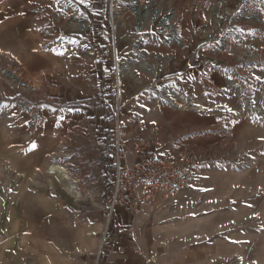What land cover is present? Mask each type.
<instances>
[{
	"label": "rangeland",
	"instance_id": "rangeland-1",
	"mask_svg": "<svg viewBox=\"0 0 264 264\" xmlns=\"http://www.w3.org/2000/svg\"><path fill=\"white\" fill-rule=\"evenodd\" d=\"M137 2L0 0V264H98L118 233L108 210L116 115L129 143L148 139L159 156L185 152L224 175L230 202L264 193L254 178L264 169V0ZM166 15L181 43L164 40ZM55 165L78 180V199ZM211 186L198 181L195 218L211 213L195 211L213 201ZM261 218L229 229L261 232L264 252Z\"/></svg>",
	"mask_w": 264,
	"mask_h": 264
},
{
	"label": "crops",
	"instance_id": "crops-1",
	"mask_svg": "<svg viewBox=\"0 0 264 264\" xmlns=\"http://www.w3.org/2000/svg\"><path fill=\"white\" fill-rule=\"evenodd\" d=\"M6 19L3 17L0 20L2 22ZM1 33L4 35L5 29ZM79 58L82 71L85 72V53ZM74 64L78 65L77 62ZM95 71L100 74V67L95 66ZM256 161L262 163L264 155H260ZM202 167V164L193 165L195 185L192 183L177 191L170 203L159 198L156 205L145 206L138 213L116 207L114 212L117 217L113 225L117 227L118 233L112 239L106 237L98 264H247L248 260L262 264L264 252L261 232L255 230L251 235L243 229V232L231 234L229 227H246L251 223L261 226L264 193H254L253 200L247 205L244 201L232 203L229 191H226L228 187L224 191L219 181L224 175H217L215 171L204 170ZM262 167L260 164L259 169L254 168V178L264 179ZM51 169L65 190L78 199V180H71L68 171L61 165L52 166ZM202 178L210 179L213 184L210 188L205 187L213 201H207V206L204 202L195 208V211H211L204 219H199L201 217L195 218L192 212V200L197 195V183ZM246 209L253 210L252 217L245 214L243 210ZM186 212L192 216H184ZM255 214L259 217L256 218ZM203 241L207 244L198 245Z\"/></svg>",
	"mask_w": 264,
	"mask_h": 264
},
{
	"label": "built area",
	"instance_id": "built-area-1",
	"mask_svg": "<svg viewBox=\"0 0 264 264\" xmlns=\"http://www.w3.org/2000/svg\"><path fill=\"white\" fill-rule=\"evenodd\" d=\"M112 124L109 214L116 207L138 213L145 206L156 205L159 198H172L194 181L193 161L187 153L159 156L148 139L129 143L118 115Z\"/></svg>",
	"mask_w": 264,
	"mask_h": 264
},
{
	"label": "water",
	"instance_id": "water-1",
	"mask_svg": "<svg viewBox=\"0 0 264 264\" xmlns=\"http://www.w3.org/2000/svg\"><path fill=\"white\" fill-rule=\"evenodd\" d=\"M131 1L133 2V6H131V9L133 11H137L139 3L137 2V0H131ZM110 8H111V14H112V4L110 5ZM155 12H157V11H155ZM162 25L166 26L168 31H169V35L164 39L165 41H177V42L181 43L180 39L176 36L175 31L172 28L170 15H166L163 17Z\"/></svg>",
	"mask_w": 264,
	"mask_h": 264
},
{
	"label": "bare ground",
	"instance_id": "bare-ground-1",
	"mask_svg": "<svg viewBox=\"0 0 264 264\" xmlns=\"http://www.w3.org/2000/svg\"><path fill=\"white\" fill-rule=\"evenodd\" d=\"M110 12H111V11H110ZM125 68H126V69H129V65L126 64V67H125ZM120 98H121V95L119 96V100H120ZM170 100H171V99H170ZM255 113H256V114L259 113V114L262 116V118H264V111L259 112L258 110H256Z\"/></svg>",
	"mask_w": 264,
	"mask_h": 264
},
{
	"label": "snow or ice",
	"instance_id": "snow-or-ice-1",
	"mask_svg": "<svg viewBox=\"0 0 264 264\" xmlns=\"http://www.w3.org/2000/svg\"><path fill=\"white\" fill-rule=\"evenodd\" d=\"M32 147H33V148H35V147H36V145H35V144H33V145H32Z\"/></svg>",
	"mask_w": 264,
	"mask_h": 264
},
{
	"label": "trees",
	"instance_id": "trees-1",
	"mask_svg": "<svg viewBox=\"0 0 264 264\" xmlns=\"http://www.w3.org/2000/svg\"><path fill=\"white\" fill-rule=\"evenodd\" d=\"M112 121H113V119H112Z\"/></svg>",
	"mask_w": 264,
	"mask_h": 264
}]
</instances>
